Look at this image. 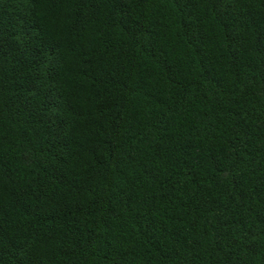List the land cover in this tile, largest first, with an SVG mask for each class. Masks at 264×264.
<instances>
[{"label":"trees","instance_id":"trees-1","mask_svg":"<svg viewBox=\"0 0 264 264\" xmlns=\"http://www.w3.org/2000/svg\"><path fill=\"white\" fill-rule=\"evenodd\" d=\"M0 264H264V0H0Z\"/></svg>","mask_w":264,"mask_h":264}]
</instances>
